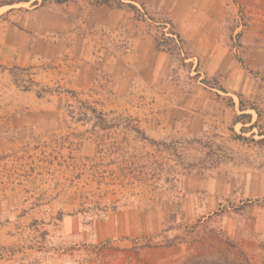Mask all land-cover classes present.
<instances>
[{
	"label": "rangeland",
	"instance_id": "obj_1",
	"mask_svg": "<svg viewBox=\"0 0 264 264\" xmlns=\"http://www.w3.org/2000/svg\"><path fill=\"white\" fill-rule=\"evenodd\" d=\"M17 3L0 0V20ZM124 7L135 32L123 27L104 35V54L127 53L141 32L156 39L166 32L153 15L144 20ZM239 18L223 37L246 79L256 80L250 99L217 92L223 79L193 68L187 54L197 48L189 42L181 53L159 49L172 59L168 79L182 112L172 132L153 133L155 121L141 124L139 117L142 108L162 115L171 104L153 107L144 95L125 102L101 60L88 76L72 77L87 85L76 84L77 96L70 97L67 83L48 74H64V63L8 68L0 50V264H205L220 257L239 263L243 254L264 264V138L258 136L264 70L251 69L244 56L240 36L249 24ZM68 66L75 73L81 67ZM32 90L42 98L37 116L25 96ZM208 95L215 104L205 107ZM234 100L259 112L253 132L236 123ZM194 117L199 127L186 134Z\"/></svg>",
	"mask_w": 264,
	"mask_h": 264
},
{
	"label": "crops",
	"instance_id": "obj_2",
	"mask_svg": "<svg viewBox=\"0 0 264 264\" xmlns=\"http://www.w3.org/2000/svg\"><path fill=\"white\" fill-rule=\"evenodd\" d=\"M125 2H132L144 15V20L150 19V15L156 17L155 22L158 27H162V30L166 29L161 23L167 22L180 39L181 46L187 41L197 48L196 54H187L188 59L193 62V68L199 66L200 73L208 79H223L222 92H217L221 94L228 92L227 95L241 92L244 98L245 96L248 99L251 98L248 88L254 86L256 80L246 79L244 68L238 61V57L229 54L223 35L230 23L235 21L238 24L239 14L245 15L249 26L244 27L240 36V42L247 47L244 56L247 55L251 69L264 70V0H134ZM124 6L118 8L94 5L92 0L66 2L30 0L8 5L4 12L8 15L0 20V50L3 64L8 68L34 70V65L41 64V60L51 65L64 63V74L58 71L48 74L55 79H60L62 84L66 82L70 97H76L77 94L73 90L77 89L74 88L76 84L87 85V83H75L72 77L77 74L88 76L89 72L99 66L98 62L101 60L103 61L101 66L105 65L113 76L116 96L125 98V102L129 100V96L134 98L144 95L141 100L148 104L152 102L153 107L162 102L171 104L166 106L170 108L162 115L142 108L139 110V117L141 124L155 121V125L149 124L153 133L158 129L163 132H172L178 112H182L174 108L173 104H176L178 96L175 97L171 86L173 82L168 79L173 66L172 59L168 54L159 51L156 37L148 31L141 32L132 42L131 50L125 54H104L100 50L101 39L106 37L104 35L116 32L123 27L128 28L130 32H135L133 14ZM14 7L24 11H17ZM146 25L147 21L140 26ZM242 28L240 23L238 31ZM70 41L74 45H69ZM69 51H71L70 54ZM65 55H70L75 61L70 59L65 62L63 59ZM70 63L81 65V67L75 73L74 69H69ZM45 74L36 75V81H41ZM258 86L257 83L256 87ZM50 95L60 94L50 92ZM25 96L29 100V106H32V114L37 116L39 111L36 105L42 98L38 97V92L35 90L28 92ZM256 97L255 91L252 98ZM204 102L205 107L215 104L213 97L210 98L209 95ZM234 104L239 115L237 124L251 127L256 120H260L254 110H247L245 106L242 110L240 101L234 100ZM196 119L198 118L194 117L190 126L185 129L186 134L191 133L193 128L195 131L199 127ZM254 130L255 127L252 132ZM242 131H246L245 128ZM258 136L264 138V132L258 133ZM0 237L4 243L5 237L1 235Z\"/></svg>",
	"mask_w": 264,
	"mask_h": 264
},
{
	"label": "trees",
	"instance_id": "obj_3",
	"mask_svg": "<svg viewBox=\"0 0 264 264\" xmlns=\"http://www.w3.org/2000/svg\"><path fill=\"white\" fill-rule=\"evenodd\" d=\"M30 0H19V2H29ZM57 2H66L68 0H55ZM125 1H134V0H95L96 5H109L112 7H122L126 5L128 8H130L134 13H137L139 18L143 19L144 15L140 12V10L132 3H125ZM161 25L167 29V25H169L167 22L163 21ZM157 48L162 50V51H167L170 52L171 54L181 53L182 52V46L180 43V39L178 36L173 32L172 30L169 29L168 32H162L161 36L157 39ZM181 55V54H179ZM241 109H244L243 101H241ZM258 115L260 116L259 112L257 111ZM245 117H248L245 115ZM238 119V118H237ZM236 119V122H237ZM253 128V126H252ZM137 133H141L140 130H135ZM230 244L229 242H227ZM231 245V244H230ZM264 247V246H263ZM243 260L240 261L239 263H235L228 259L227 257L225 258H217L216 260L209 261L208 263L205 264H251L250 260L243 254ZM200 264V263H196Z\"/></svg>",
	"mask_w": 264,
	"mask_h": 264
},
{
	"label": "built area",
	"instance_id": "obj_4",
	"mask_svg": "<svg viewBox=\"0 0 264 264\" xmlns=\"http://www.w3.org/2000/svg\"><path fill=\"white\" fill-rule=\"evenodd\" d=\"M168 31H169V28L167 27L166 32H168Z\"/></svg>",
	"mask_w": 264,
	"mask_h": 264
}]
</instances>
